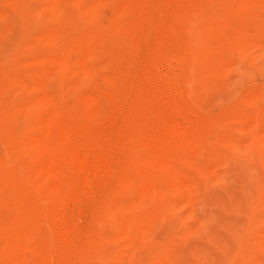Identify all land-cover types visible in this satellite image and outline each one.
I'll return each instance as SVG.
<instances>
[{
	"label": "rangeland",
	"instance_id": "obj_1",
	"mask_svg": "<svg viewBox=\"0 0 264 264\" xmlns=\"http://www.w3.org/2000/svg\"><path fill=\"white\" fill-rule=\"evenodd\" d=\"M88 96L107 120L77 114ZM48 100L85 158L55 210ZM178 129L187 162L160 142ZM149 147L176 185L129 210ZM46 211L52 264H264V0H0V232Z\"/></svg>",
	"mask_w": 264,
	"mask_h": 264
},
{
	"label": "bare ground",
	"instance_id": "obj_2",
	"mask_svg": "<svg viewBox=\"0 0 264 264\" xmlns=\"http://www.w3.org/2000/svg\"><path fill=\"white\" fill-rule=\"evenodd\" d=\"M203 38L205 40L202 39L201 41L202 46L201 47L199 46L198 48L199 51H202L204 53L206 52L209 53L211 50L216 49V46H215L216 43L215 41L211 40L212 37L210 35L209 36L206 35ZM104 92L107 94V96L109 95L107 93L108 89H105ZM48 104H49L48 106L50 107L49 108L50 115H49V120L46 123V130H45V135H44V140H43V149H44L43 151H44V156H45V159H44L45 162L42 166L38 167L37 172L38 174L41 175L40 182L44 185L45 190H46V193L44 194L46 196V203L48 206L51 204H54L55 206L53 205L54 206L53 209L55 210V207L56 208L60 207L61 205H63V203L67 201L69 194L71 193V190L73 189V184L70 182L73 180L75 181V179H74V176L70 175V172L73 173V175L78 174V173L80 174L81 169L84 165L85 158L84 156H82L84 154H81L79 151L82 142L80 141L81 138L80 140H77L79 139L77 137L79 135L77 134L78 133L77 130H76L77 133H75L72 130L73 127L70 128V125L63 122V119L61 118L60 114L53 110L56 102H54L53 100L51 101L48 100ZM77 114L91 122L95 121L96 118L100 119L101 121L108 119L107 118V119L102 120L104 118L103 109L100 107V102L98 98H95L93 96H88L83 101V108L78 109ZM99 123L102 124V122H99ZM174 128L176 127H172L173 130ZM174 132L172 133L175 134ZM178 132H176L178 136L175 135V138L182 136L180 137L182 138L181 139L182 142L180 144L171 145L166 140L165 141L161 140L160 142L161 144L164 145V147H162L161 144H160L161 146L159 147H162L163 149L166 147L168 149V153L178 156L179 161L187 162V159L185 158L186 152L190 151L189 146H191V144H194V141L191 138L190 139L187 138L186 136L187 132L185 134L183 132H180V130ZM180 134H183V135H180ZM156 149L158 150V148ZM135 168H136L135 173L132 174L126 182L127 184H132V183L137 184L138 183L137 190L135 189L137 196L135 198L130 197L132 203L127 208L129 210L131 209L132 204L135 205V204H138L139 202L143 203L147 200H150L151 191L152 189H154L153 187L157 183L166 182L168 185H171L172 187L176 185V180L178 176L175 173H172V172L169 173V171H167L166 173L165 171H159L158 168H168L169 169L170 164L168 163L167 159L164 158L160 154V152L156 151L155 149H152L149 147L148 149L143 151L139 159L136 160ZM143 189H146L145 193L142 191ZM159 192L162 193L161 190ZM120 198L123 201L122 198H124V194L121 195ZM143 207L145 208V206ZM61 211L59 212L61 213ZM47 213L45 214L44 212L46 223L40 222L36 219V221L34 222L36 224L33 227L28 228V229L23 228L22 229L23 231H19L21 232L20 234H15V232L10 229L8 231L5 230V231L0 232V264H52L50 258L54 253L53 250H54V241H55L54 240L55 238L53 239L52 237V235L55 234V233L52 234L53 232L52 228L54 226L56 227V225L54 226L52 225L53 227H51L50 222H49V219L51 216L50 211ZM123 214L125 215L126 212H124ZM51 218H54V217H51ZM28 224H27V227H28ZM51 242L53 243L52 247L50 245Z\"/></svg>",
	"mask_w": 264,
	"mask_h": 264
}]
</instances>
